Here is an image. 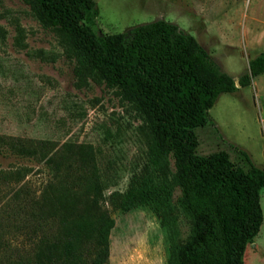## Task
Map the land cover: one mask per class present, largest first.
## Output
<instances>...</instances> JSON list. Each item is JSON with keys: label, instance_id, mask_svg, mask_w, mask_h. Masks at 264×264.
<instances>
[{"label": "trees", "instance_id": "16d2710c", "mask_svg": "<svg viewBox=\"0 0 264 264\" xmlns=\"http://www.w3.org/2000/svg\"><path fill=\"white\" fill-rule=\"evenodd\" d=\"M22 1L44 26L65 37L79 80L98 79L120 90L149 128L147 165L125 192L110 195L114 207L129 211L147 205L167 226L175 223L177 206L187 215L190 232L184 240L172 238L167 264H245L246 244L263 221L264 168L245 151L247 170L223 150L198 154L195 128L206 125L208 110L222 93L246 87L264 73V51L235 78L170 21L98 36L84 23L95 0ZM0 149L30 158L49 175L32 191L21 186L13 192L5 215L27 247L14 246L15 257L5 264H108L115 221L105 205L94 147L0 135Z\"/></svg>", "mask_w": 264, "mask_h": 264}, {"label": "rangeland", "instance_id": "374dc122", "mask_svg": "<svg viewBox=\"0 0 264 264\" xmlns=\"http://www.w3.org/2000/svg\"><path fill=\"white\" fill-rule=\"evenodd\" d=\"M157 19L193 35L235 78L264 51V0H95L84 23L100 36ZM74 67L62 34L44 26L22 0H0V135L91 144L105 205L115 221L108 264H167L172 238L184 240L190 232L187 215L177 206V219L167 226L147 205L122 211L109 200L112 193L125 192L132 176L147 165L149 128L120 90L98 79L79 80ZM195 132L198 154L223 150L247 170L245 151L264 168V73L246 87L222 93L208 110L206 125ZM39 167L0 149V264L15 257L14 246L27 247L5 214L14 191L21 186L32 191L48 178L46 169L36 171ZM178 195L176 186L173 198ZM259 195L263 221L246 244L245 264H264V187Z\"/></svg>", "mask_w": 264, "mask_h": 264}, {"label": "water", "instance_id": "95a60500", "mask_svg": "<svg viewBox=\"0 0 264 264\" xmlns=\"http://www.w3.org/2000/svg\"><path fill=\"white\" fill-rule=\"evenodd\" d=\"M236 84H237V86L239 87V85H238V80L236 79Z\"/></svg>", "mask_w": 264, "mask_h": 264}]
</instances>
